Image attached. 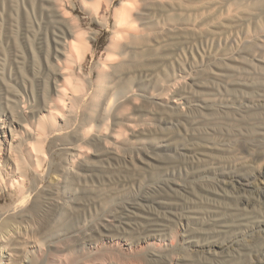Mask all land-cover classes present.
Returning a JSON list of instances; mask_svg holds the SVG:
<instances>
[{"label":"rangeland","instance_id":"1","mask_svg":"<svg viewBox=\"0 0 264 264\" xmlns=\"http://www.w3.org/2000/svg\"><path fill=\"white\" fill-rule=\"evenodd\" d=\"M13 1L0 0V117L16 135L0 166L20 169L0 186V264H264V0H137L143 41L127 49L109 47L123 0H102L97 15L94 0H67L82 65L62 50L46 68L28 47L45 52L57 0H31L18 28ZM17 30L15 82L5 69ZM58 71L73 86L65 109ZM32 92L30 108L13 109ZM111 93L124 107L104 119L92 108ZM8 231L21 234L5 244Z\"/></svg>","mask_w":264,"mask_h":264},{"label":"bare ground","instance_id":"2","mask_svg":"<svg viewBox=\"0 0 264 264\" xmlns=\"http://www.w3.org/2000/svg\"><path fill=\"white\" fill-rule=\"evenodd\" d=\"M33 1H31V0H14L13 1V2H15V9L13 11V16H14V22L16 24V28H18L19 25H20V23H19L20 22L19 21V18H21L20 17V13H21L20 10L21 11L23 10L24 12H26V13H28L30 15H33L34 14V11H35L34 8L36 6L34 5ZM54 1H56V0H54ZM66 1L67 0H57L56 2H54L53 11L51 10V13H52L51 18L53 17L54 23L56 25V28L53 29L55 31H54L53 34L51 33L52 36L51 35H48V33L45 34V36H44V43H45L44 44V47H46L45 48L46 49L45 52L43 53V51H40L37 48H35V46L32 43H30L31 42L30 41L31 39L30 40L28 39L30 41L29 42L30 45L28 47V49H29V58L28 59H30L31 62L34 63V65H40V62H43L44 68L50 67L53 64L52 60H58V58L60 57L59 51H62V50L65 51V53H66V51H68V53L70 54V56L67 55V57H73L75 59V64H77V66H81L82 65V61H83L85 49L82 46L83 45V42H82L81 36L78 35V34H76L79 30L76 28V26L74 24H71L70 18H68L69 9H70V5H69L70 0H69L68 3ZM37 2H38V0H37ZM93 2L94 3L91 5L90 10H91L92 13H94L95 15H97L99 13V11L101 10V8L103 7V3L104 2L102 0H94ZM39 3H41V2L39 1ZM105 3L108 4V0ZM41 4H39V5H41ZM46 8L47 7H45V9ZM37 9H38V7H37ZM42 9H44V7ZM141 9L142 8L140 7V5H139V3H138L137 0H123V2L121 4V10H120V12H118L115 15V17L117 18V21H116L114 27H117V28L120 27V28H119L118 31H115L114 32V34L116 35V37L114 39H112L111 44H110L109 47L119 48L121 46V48L124 47L125 49H127V48H129V46H133L134 43L137 42V44H140L143 41V40H141V42H140L139 39H141V37H139L137 35L138 33L137 34L135 33L136 28H134L137 25H141L140 21H141V16L142 15L139 14V13H142V10ZM48 13H50V12H48ZM38 14H39V12H38ZM44 14H45V12H44ZM44 14H43V16H44ZM25 16L26 15H24V18H25ZM35 22H37V21L33 20L32 23H30V24H32V26H33L35 24ZM38 22L36 23L37 25H38ZM51 22L53 23V21H51ZM121 26H122V28H121ZM30 28H32V27H30ZM37 28H40V27H37ZM35 31H37V30H35ZM57 32H58V36H57ZM30 33H31V31H30ZM33 33H34V31H33ZM14 34H16L15 36L13 35L14 36L15 54H13V59H12V62H11L12 64H8L7 67H6V69H5V75H6V77L8 78V80H12L13 79V81H15L14 80L15 78H13V76L15 74H20V76H22V77L24 75L23 68L21 67L20 62H19V59H20V55L19 54H21L22 52H19L20 51V45H19V42H18V39H19L18 38V30ZM35 35L36 34H33V36H35ZM27 45H28V43H27ZM125 49H124V51H125ZM108 50L109 49H107V51ZM122 50H120V56H122L121 55V51ZM63 55H66V54L63 53ZM14 58H16V59H14ZM66 59L67 58H65V60ZM113 66L114 65L111 64V65H109V68L110 69H113ZM106 68H107V65L104 64L103 67H102V70L103 71H101L102 74L106 72ZM172 68H173V73H174L175 69H177V68H176V66L175 67L173 66ZM2 70L4 72V69L3 68H2ZM175 73H176V71H175ZM175 73H174V76H175ZM60 74H61L60 71H58L56 73L55 72L51 73L50 80H53L54 81V92L57 94L56 107L59 106L60 109H65V107H66L65 100H67L69 98L67 92L68 91H72L73 86H72V83H71V81L69 79H67V80L64 79L63 82H62V80H60V76H63V75H66V74H64V73H62L61 75ZM174 78H173V80L176 81ZM46 90H47L46 92L50 93L49 92L50 91V88L49 87ZM111 96L112 97H110L109 95H107L105 97V100H104L103 104H99L100 102L98 103V101H96L97 103H95L93 105V108H92L94 110L95 108H98L99 106H101V108L104 109V111H105L104 119H108L109 116H110V113H112L116 109H120V108L124 107V103H121L117 98H114L113 95H112V93H111ZM138 96H139L138 94H134L131 97L132 98H138ZM47 98H48L47 95H46L45 98H43L44 99V101H43V110L44 109H47L48 107H49V109H51V107L48 105ZM30 99H32V101H30ZM128 100H129V98L126 101H128ZM34 101H35V96H34L33 92L31 94H29V98H28V96H25V97L24 96H21V97L20 96H16L15 99H14V101H13V104H14L13 105V109H20V107H19V104L20 103H22L23 109H26L27 107L30 108V104H33L32 102H34ZM54 109H57V108H54ZM47 113H48V116L49 117L54 116L52 114V112H48L47 111ZM55 115L57 116V114H55ZM10 118L13 119L15 117L12 115V117H10ZM17 128L20 129V131H21V133L23 135H26L27 134L28 136H33V134L31 133L30 129H28L27 127H24L23 128L22 126L19 125ZM15 129H16V127H13V123L10 120L8 122H6V121H4L3 118L0 117V139L3 136L2 142H0V146L1 145H4V144L6 146L8 145V143H9V141L7 140L8 134L10 136V140L11 139L14 140V137L16 135ZM33 150L36 153V161H37L38 166H40V165L42 166L43 164H45L46 159L44 158L45 153H44L43 149L40 146H36V147H33ZM0 151H1V147H0ZM11 151H12V143L10 144V153L8 154L7 159L10 158V155L12 154ZM76 155L77 154H75V156ZM78 156H79V154L77 155V157ZM10 161L11 160L8 161L9 164L7 163V165H3L2 167L0 166V186H2L4 184L3 176H5V175H7L9 173V171H7V167L10 168V169H12V166H15V170H19L20 169V167L16 163L15 159L12 160V161H14L12 164H10ZM1 162L2 161H1V158H0V163ZM18 176H17V178H18ZM13 182L17 185V188L19 190H23V187H24L23 182L18 183V181L16 180V178L15 179H12L11 183H13ZM14 232H12V231H8L7 232V237H4V240H6L5 241V244L8 243V241H10L12 239L11 237H13L15 235L16 236H19L21 234L20 231H17L16 233H14ZM33 232L34 231L32 229L27 228V229H24L22 231V234L23 235H28L29 233L31 234ZM10 234H13V235L11 236ZM0 254L2 255V253H0Z\"/></svg>","mask_w":264,"mask_h":264}]
</instances>
